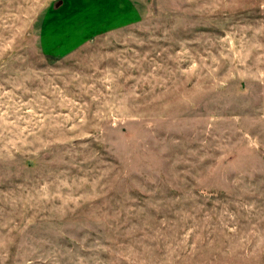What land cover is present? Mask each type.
<instances>
[{"label": "rangeland", "instance_id": "1", "mask_svg": "<svg viewBox=\"0 0 264 264\" xmlns=\"http://www.w3.org/2000/svg\"><path fill=\"white\" fill-rule=\"evenodd\" d=\"M0 264H264V0H0Z\"/></svg>", "mask_w": 264, "mask_h": 264}]
</instances>
